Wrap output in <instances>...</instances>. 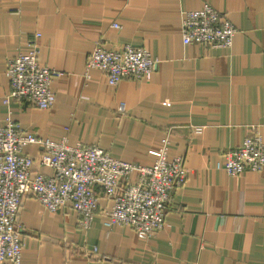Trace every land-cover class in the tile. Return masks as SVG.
Returning a JSON list of instances; mask_svg holds the SVG:
<instances>
[{
    "label": "crops",
    "instance_id": "crops-1",
    "mask_svg": "<svg viewBox=\"0 0 264 264\" xmlns=\"http://www.w3.org/2000/svg\"><path fill=\"white\" fill-rule=\"evenodd\" d=\"M205 2L237 28L230 48L183 44L182 14ZM33 39L38 62L60 72L48 109L4 103L7 61ZM98 44L143 48L157 65L149 78L124 77L114 87L99 70L85 79ZM8 114L26 134L96 145L144 166L166 136L167 159L181 157L188 170L171 192L165 229L145 239L128 225L105 226L111 202L99 192L88 229L69 205L49 212L22 197L19 264H264V169L232 177L223 158L255 131L264 139V0H0V124ZM24 152L31 177L52 174L39 146Z\"/></svg>",
    "mask_w": 264,
    "mask_h": 264
},
{
    "label": "built area",
    "instance_id": "built-area-1",
    "mask_svg": "<svg viewBox=\"0 0 264 264\" xmlns=\"http://www.w3.org/2000/svg\"><path fill=\"white\" fill-rule=\"evenodd\" d=\"M184 45H207L230 48L237 28L210 3L194 11H185L181 19ZM113 27L121 29L120 24ZM39 34L35 35L38 38ZM28 50L8 59L6 76L10 99H23L39 109H48L54 102L51 85L60 72L38 62L36 40L27 42ZM157 65L151 54L139 47L123 45L107 50L99 44L87 56L84 78L92 70L103 72L109 86H116L124 77L147 79ZM123 110L122 106L118 108ZM201 126L195 127L200 137ZM241 145L223 153L224 170L235 177L243 171L264 169V139L259 131L243 139ZM153 151L155 161L144 166L113 158L96 146L65 139L53 141L26 134L10 116L0 124V264H19L23 239L16 218L22 197L32 195L46 210L55 212L66 205L79 215L78 224L88 229L93 221L98 192L111 202L105 214V226H130L139 238H150L165 229V215L171 192L182 186L188 170L181 157L167 159L168 139ZM28 145L41 148L39 162L52 170L51 175L31 177L33 159L24 152ZM136 175L134 182L127 178Z\"/></svg>",
    "mask_w": 264,
    "mask_h": 264
}]
</instances>
